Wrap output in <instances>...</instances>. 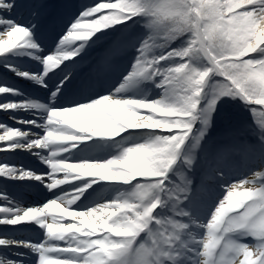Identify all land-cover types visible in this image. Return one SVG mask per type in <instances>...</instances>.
Returning a JSON list of instances; mask_svg holds the SVG:
<instances>
[{
	"label": "snow or ice",
	"instance_id": "snow-or-ice-1",
	"mask_svg": "<svg viewBox=\"0 0 264 264\" xmlns=\"http://www.w3.org/2000/svg\"><path fill=\"white\" fill-rule=\"evenodd\" d=\"M0 67V264H264V0H0Z\"/></svg>",
	"mask_w": 264,
	"mask_h": 264
},
{
	"label": "bare ground",
	"instance_id": "bare-ground-1",
	"mask_svg": "<svg viewBox=\"0 0 264 264\" xmlns=\"http://www.w3.org/2000/svg\"><path fill=\"white\" fill-rule=\"evenodd\" d=\"M85 1V0H84ZM102 1V0H101ZM54 2H55V0H54ZM73 2H74V0H73ZM103 2H107V0H103ZM75 3V2H74ZM102 11H104V14H107V11L108 10H106V9H102L101 10V12ZM100 13V12H99ZM99 13H96V14H93V17H90L89 19H94V18H96V17H98L99 16ZM98 34V33H97ZM76 43H78L77 41H73V40H71V38H70V44H76ZM66 63V62H65ZM4 76H6V77H4ZM0 78H4V79H7L10 83H14L13 81H17L19 84H21L22 86H24L25 87V89H26V91H28V92H30V93H32V94H34V95H37L36 94V90H38L35 86H33V85H31L29 82H26V81H23V80H20V79H18V78H16V77H14L12 74H10V73H6L5 72V69L3 68V67H0ZM4 95H6V94H0V97H3ZM0 112H2V113H4L3 111H0ZM3 116H5V117H7V115L4 113L3 114ZM8 118H10V117H8ZM8 118H5V119H0V121H7V119ZM8 122V124H10V125H14V126H17V127H19L20 125H18V124H15V122L14 121H7ZM5 158H8V159H15L16 161H22V162H24V163H31V164H35V162L33 161V159L29 156V155H27V154H21V155H19V156H16V157H12V156H7L6 157V154L5 153H0V160H3V159H5ZM73 183H75V181H72ZM61 187H63V186H61ZM93 187H95V185H93ZM39 197H37L35 194H30L28 197H27V199H29L30 201H32V200H36V199H38ZM73 209H74V205L73 206H71ZM68 219H70V218H68V217H65V220H68ZM0 230H2V229H0Z\"/></svg>",
	"mask_w": 264,
	"mask_h": 264
},
{
	"label": "rangeland",
	"instance_id": "rangeland-1",
	"mask_svg": "<svg viewBox=\"0 0 264 264\" xmlns=\"http://www.w3.org/2000/svg\"><path fill=\"white\" fill-rule=\"evenodd\" d=\"M74 2L75 3H77V4H79V3H102L103 2V0L101 1V0H74ZM108 12V11H107ZM101 14H104V11H102V12H100L99 13V16L101 15ZM98 16V17H99ZM98 17H96V18H98Z\"/></svg>",
	"mask_w": 264,
	"mask_h": 264
}]
</instances>
